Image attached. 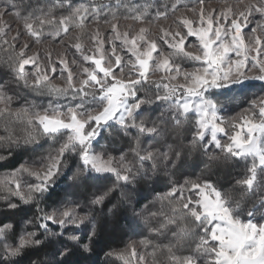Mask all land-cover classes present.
<instances>
[{"label": "snow or ice", "instance_id": "obj_1", "mask_svg": "<svg viewBox=\"0 0 264 264\" xmlns=\"http://www.w3.org/2000/svg\"><path fill=\"white\" fill-rule=\"evenodd\" d=\"M0 52L18 86L49 98L46 106L33 100L14 108V96L0 86V162L18 150L34 151L42 140L54 145L0 174L7 210L33 211L19 234L16 224L0 221V264H20L30 249L47 248L51 257L31 264H72L77 251L90 253L97 213H104L110 197L119 191L127 202L124 189L147 175L145 162H153L155 175L157 161L167 168L173 155L181 156L171 145L145 149L140 137H162L166 122L182 121L191 125V148L210 160L245 163L235 181L240 198L209 179L172 181L156 194L158 210H133L151 234L169 242L139 241L152 247L146 253L130 241L104 255L123 264H264V212L257 216L264 209V95L228 119L217 99L243 91L249 81L264 82V0H223L218 8L206 7L205 0L191 7L182 0H0ZM148 106L160 109L156 120L138 122ZM113 124L125 135L138 133L130 148L134 162L125 153L93 148L101 129ZM69 157L79 160L73 181L111 174L115 182L94 192L87 205L67 199L53 207L56 201H48ZM246 198L254 201L250 207L240 202Z\"/></svg>", "mask_w": 264, "mask_h": 264}, {"label": "trees", "instance_id": "obj_2", "mask_svg": "<svg viewBox=\"0 0 264 264\" xmlns=\"http://www.w3.org/2000/svg\"><path fill=\"white\" fill-rule=\"evenodd\" d=\"M78 3L79 0H74ZM143 2V0H138ZM160 3L163 0H159ZM184 4L191 7L195 0H182ZM222 4L223 0H205L207 3ZM12 23L13 31H15L17 24ZM125 23L124 21L121 22ZM194 41V39L190 38ZM56 51L61 50L59 43L53 44L52 41H46ZM72 53L69 52L71 57ZM55 56V52L53 53ZM6 59L4 53L0 52V86L14 96L13 107L19 108L25 104L26 101H36L38 104L47 105L48 97H40L23 86H18L7 71L6 65L3 63ZM187 67V65H186ZM59 77L54 80V83H60ZM250 86L243 91H236L230 96H220L218 101L223 103V110L220 112L222 117H234L241 112L242 109L248 108V101L255 96L264 95V83L255 81L248 83ZM155 106H148L138 116L137 121H153L156 120L160 109L152 111ZM166 132L162 137L148 138L146 136L140 137L141 147L147 149L150 146L160 147L162 151L166 150V145H171L174 151L181 153L179 159L172 156L174 165L170 164L167 168L157 161L156 174H153V162L147 161L144 168L147 169V175L141 174L137 181L129 185L124 191L128 196L127 202L120 201V192L114 193L105 205L104 213H97V231L98 236L92 243V251L85 253L77 251L70 260L72 264H123L122 261L112 257H106L105 252L110 249H123L130 241H136L137 247L140 251L151 253L152 247L145 248L138 242L141 240L151 241L153 245H165L169 242L166 236H155L149 232V226L145 224L144 220L140 217L133 216V210L139 211L145 205H148V211H156L161 207V202L155 200L157 193H164L169 190L172 181L178 182L183 185L185 178L211 180L217 187L232 194L237 199L240 198V189L236 187L235 181L244 174L245 163L240 161L237 163L234 159L210 160L201 149H193L189 146L188 141L191 139L190 123L182 121L179 126L174 122L165 123ZM21 126L17 125L16 130L20 131ZM0 135H3V122H0ZM138 133L135 129L129 130L125 135L119 125L113 124L112 127L101 129L100 135L93 143V147L101 152L109 153L118 157L121 153H125L127 160L134 162V157L130 152V148L135 144V138ZM54 145L51 141H41V146L35 147L33 151L31 148L27 150H18L13 153L7 161L0 162V174L11 171L25 161L31 162L33 159L45 155L48 150L53 148ZM209 151H218L214 148ZM68 167L64 169V174L58 179L56 187L53 189L52 201H56L52 206H59V203L67 199L74 200L81 205H87L90 201L92 194L110 187L115 182V177L111 174L91 176L84 175L78 181H73L72 177L75 173L79 160L76 157L68 158ZM242 206L250 207L254 202L252 198H246L240 201ZM115 206V207H113ZM112 211L109 212L108 209ZM264 209L257 212L259 217ZM33 211L24 206L22 210L15 212L9 211L6 205L0 201V221L13 222L17 225V234L24 228L23 220L31 218ZM246 215V212H245ZM27 230L31 231L32 228ZM83 235V233H81ZM170 235V234H169ZM86 239V237H85ZM187 254L185 251L177 252V255ZM49 249L41 248L39 250L30 249L26 254L20 258V264H31L32 261H45L50 259ZM151 258V257H149ZM164 259L165 257H159Z\"/></svg>", "mask_w": 264, "mask_h": 264}, {"label": "rangeland", "instance_id": "obj_3", "mask_svg": "<svg viewBox=\"0 0 264 264\" xmlns=\"http://www.w3.org/2000/svg\"><path fill=\"white\" fill-rule=\"evenodd\" d=\"M221 4H217V3H214V2H211V3H207L206 4V7H208V8H218L219 6H220ZM181 10H183V9H181ZM257 19H258V17H257ZM160 23H164L163 21H161ZM192 39H194V38H192ZM189 40L191 41V42H195V39H194V41L193 40H191L190 38H189ZM250 82H255L254 80L253 81H249V82H247V83H250ZM260 82V81H259ZM264 83V82H263ZM220 115H221V113H220ZM222 116V115H221ZM236 116V115H235ZM234 116V117H235ZM228 118H231V117H228ZM228 118H225V119H228ZM94 143V142H93ZM94 148V147H93ZM95 149V148H94ZM95 151H97V152H101V151H98V150H96L95 149Z\"/></svg>", "mask_w": 264, "mask_h": 264}]
</instances>
